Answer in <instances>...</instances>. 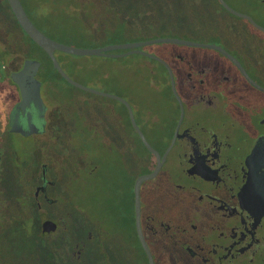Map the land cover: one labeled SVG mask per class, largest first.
Masks as SVG:
<instances>
[{
  "label": "flooded vegetation",
  "instance_id": "af4514ba",
  "mask_svg": "<svg viewBox=\"0 0 264 264\" xmlns=\"http://www.w3.org/2000/svg\"><path fill=\"white\" fill-rule=\"evenodd\" d=\"M224 1L264 27L255 14L259 7L254 0ZM221 12L240 31L218 46L238 60L256 85L216 49L194 47L209 50L190 53L139 48L147 53L141 54L146 57L141 67L148 91L143 103L130 106L139 130L161 161L156 175L142 181L139 189V227L153 264H264V32L223 6ZM242 29L250 31L242 33ZM25 60L16 69L11 60L0 61V264H112L103 241L79 240L71 247L68 240H55L69 237L67 227L60 230L53 217L62 188L58 177H49L53 165L39 163L34 153L64 148L61 139L68 134L69 123L65 115L55 114L59 106L48 95L46 81L37 77L39 69L35 77L41 103L21 104L20 87L12 74ZM121 104L135 141L130 138L125 146L130 167L127 191L122 184L115 191V195L125 192L126 206L120 197L114 202L127 215L126 264H150L137 231L134 183L138 176L151 173L158 159L143 144ZM57 123L61 125L56 127ZM36 137L41 139L30 147L31 162L17 160L14 140ZM34 162L36 169L24 167ZM63 191L69 194V182ZM31 213L41 217L39 229L46 243L22 254L8 246L6 235L17 215ZM62 216L66 226L69 214ZM48 221L57 228L46 233ZM117 229L116 225L114 264H119Z\"/></svg>",
  "mask_w": 264,
  "mask_h": 264
},
{
  "label": "rangeland",
  "instance_id": "374dc122",
  "mask_svg": "<svg viewBox=\"0 0 264 264\" xmlns=\"http://www.w3.org/2000/svg\"><path fill=\"white\" fill-rule=\"evenodd\" d=\"M106 1L112 3L113 0ZM254 1L257 2V6L259 7L255 14L257 15V18L264 23V2L262 3L259 0ZM55 3L56 2L54 1L51 6H55ZM91 19L96 21L101 27L99 19ZM101 22L103 25L101 29L106 30L105 32L109 34V32L113 30L114 25L108 24V19H103ZM148 23L150 22L140 24V28L136 31L130 30V32L123 34L121 32L115 33L114 42L103 38L101 35L98 36L100 39L90 41L80 38L71 40L69 45L92 48L113 43H128L167 36L178 37L200 43L221 45L231 39L237 31H240L234 29L238 28V24H232L231 19L223 12L213 15L206 21H202L198 18L192 27L186 30L176 31L174 36L170 35L173 34L171 31L162 29L156 24ZM58 24L61 26L63 25V23L59 22ZM100 27L98 26V28ZM249 31V29L241 30L242 33H248ZM153 47L160 49L175 48L190 53H201L209 50L206 48L198 49L190 46H179L169 43L147 45L146 49L152 51L151 49H153ZM55 56L65 73L78 83L98 91L120 95V97L125 98L131 106H134V103L138 101L143 103L144 96L148 91L145 85V82L147 81L145 69L141 67L146 58L143 55L135 53L119 58H111L96 55L76 56L57 51L55 52ZM19 64L20 62L16 64L13 63L11 65L12 69H16ZM42 72H44L43 77L47 80L44 82V87L46 88V91L48 90V95L55 98L54 104H57L60 107L56 110V115L61 117L62 114L58 113L68 110L66 113L71 124L76 127L79 126L78 129H75L74 131V134L77 136L67 138L65 145L62 144L66 150L64 154L68 160L65 170L68 169L67 172L70 173L74 171L81 172V170H83L85 172L84 175H86L87 173L93 172V169L100 170L102 167H107L108 169L114 165L115 172L123 171L121 160L124 158V155L126 156L124 159L127 160V154L129 152L126 150L127 148L125 146L129 140H131L130 138H134L129 134L126 112L122 104L114 99L86 93L74 88L58 77L51 68H39L37 73L39 79L42 77ZM48 81L49 83H47ZM109 133H114V142H109ZM40 139L41 138L38 137L27 140L15 139L16 159H23L26 162H31L32 151L30 147L31 145L38 143ZM59 149L60 146L56 147V149L51 152H46L40 149L34 153V156L39 163L44 161L49 165H53V169L50 168L49 170L50 178H63L68 182L67 176H69V174L64 172V169L59 162V156L55 153L59 152ZM119 150L123 152L122 155ZM74 157L81 164H74L72 169H69ZM30 165L31 167H29ZM59 166H61V168H59ZM24 167L36 169L35 162L33 164H24ZM122 180H124L125 186V189L123 190L126 192L127 189L125 183H127V179L122 178ZM117 183L118 185L122 184L120 182ZM116 191L119 192L117 187ZM118 192V195H115L114 197H120L123 205L126 206L125 192H120V194ZM98 204H100V200H98ZM100 206H103V202H101ZM116 210L119 212L118 208H116ZM120 215L127 216L125 212H121ZM96 217L100 216L96 214ZM40 218L41 217L37 215V213L17 215L14 225L7 231L6 239L8 241V246L19 253L31 254L35 249H39L44 243H46V238L40 234ZM112 219L114 220V213ZM113 227L112 220L109 219L108 222H103L101 228L103 231L102 238L104 243L112 245L111 240L114 239ZM121 228H123L122 230L127 236L129 231L128 222L126 224L122 223ZM111 249L113 252L110 256L113 258L112 264H114V244ZM115 254L118 257L119 264H126L128 255L126 239L118 242Z\"/></svg>",
  "mask_w": 264,
  "mask_h": 264
},
{
  "label": "trees",
  "instance_id": "16d2710c",
  "mask_svg": "<svg viewBox=\"0 0 264 264\" xmlns=\"http://www.w3.org/2000/svg\"><path fill=\"white\" fill-rule=\"evenodd\" d=\"M20 1L29 18L38 29L48 37L68 45L71 40L80 38L90 41L100 39L98 36L101 35L103 38L114 42L115 33L121 32L123 34L130 32V30L136 31L140 28V24H146L147 22H150L148 24H156L162 29L171 31L173 34L170 35L174 36L176 31L192 27L198 18L206 21L222 11V6L218 0H113L112 3H108L106 0ZM54 1L56 5L51 6ZM91 18L99 19L101 27L103 26L101 21L108 19V24L114 25V28L108 34L105 32L106 30H102L100 25ZM58 22L63 23V25H59ZM28 58L39 60L41 62L40 69L51 68L58 77L63 79L52 65L51 59L45 51L22 30L7 0H0V61L3 62L5 59H9L12 61V64H16ZM43 76L44 72H42V78L44 81H47ZM63 80L66 81L65 79ZM73 87L78 89L75 86ZM58 108L60 107L55 108V114H57L56 110ZM66 111L58 113L62 114V116L65 115V121L67 124L69 123V132L64 136L65 139L61 140L63 144H65L67 138L77 136L74 134V131L79 127L71 124ZM59 123H57L56 127L61 125ZM112 141H115L114 133H109V142L111 143ZM129 143H131V140L127 144ZM65 152V148L60 146L59 152L55 153L59 156V162L64 172L69 174L67 176L69 194H62L66 179L59 178L57 185L62 189L60 190V194L56 196V201L53 205V217L54 219H58L61 226L60 230H64L67 227L65 232H69V237L63 235L62 237H56L55 240H68L71 247L79 240L103 241L101 226H103V222L106 223L109 219L113 222L114 232L115 226H118L117 233L120 242L125 239L127 240L126 233L121 228L122 223H127V217L120 215L121 211L119 208V212L116 210L114 202L117 182L122 183L125 188L122 178H126V188L129 185L128 174L130 167L126 162L127 160L124 159L125 155L121 160V167L123 168L121 172H115L113 165L108 168L109 170L107 167H102L100 170L93 169V172L84 175L85 172L83 170L71 173L67 172L68 169L65 170V166L68 163L64 154ZM74 164L81 163L74 157L69 169H72ZM98 200H100V204L103 202V206L98 204ZM67 213L69 214V222L65 226L62 215L65 214L67 216ZM113 213L114 220L112 219ZM96 214L101 219L100 217H96ZM61 232L63 233V231ZM89 232L91 233L90 239L88 237ZM111 243L112 245L114 244V239L111 240ZM112 245L103 243V249L106 251L110 249L109 254L111 255L113 252L111 249ZM101 254L103 255V252L98 253V255Z\"/></svg>",
  "mask_w": 264,
  "mask_h": 264
},
{
  "label": "water",
  "instance_id": "95a60500",
  "mask_svg": "<svg viewBox=\"0 0 264 264\" xmlns=\"http://www.w3.org/2000/svg\"><path fill=\"white\" fill-rule=\"evenodd\" d=\"M220 4L229 12L248 19L256 28L260 29L264 32V27L257 24L252 17L242 14L231 8L224 0H218ZM18 24L22 28V30L27 34V36L35 42L41 49L45 51V53L48 55V57L51 59L52 65L54 68L59 72V74L65 79L69 84L77 87L78 89H81L83 91L99 95L102 97H108L111 99H115L117 101H120L123 103L128 111L129 118L133 124V126L136 128L143 144L151 151L154 152L157 155L158 163L154 170L151 173L140 175L136 178L134 183V194H135V203H136V220H137V231L139 239L146 250L147 255L150 258V264H153L150 252L146 246L145 240L142 236L140 227H139V189L140 184L142 181L150 179L156 175L158 172L161 161L159 154L153 150V148L150 146V144L147 142L146 138L142 134V132L139 130L135 120L132 108L130 104L122 97L110 94L102 91H98L96 89H92L89 87H86L77 81L70 78L63 68L61 67L60 63L58 62L55 51H60L63 53L76 55V56H84V55H96V56H105V57H111V58H119L130 54L140 53L147 55L146 52L141 51L139 48L144 47L146 45L155 44V43H169V44H175V45H183V46H190V47H206V48H212L216 49L219 52L223 53L224 55L228 56L242 71V73L246 76V78L251 81L254 85H256L246 74L245 70L242 68L241 64L238 62L236 58H234L232 55H230L225 49H223L221 46H218L216 44H207V43H200L195 42L187 39H182L178 37H156L152 39H147L143 41H135V42H128V43H117V44H107L101 47H76L72 45H68L65 43L58 42L47 35H45L40 29H38L35 24L31 21L28 14L26 13L22 3L20 0H7ZM117 50H126L122 53H114L113 51ZM40 61L37 59H26L23 63L22 68L12 74L13 81L20 87L21 91V104L23 105L25 102H28L29 100L38 101L41 103V97H40V82L36 79L35 75L37 73V70L40 66ZM173 84V80H172ZM57 228V224L53 221H48L45 224L44 232L48 233L51 230H55Z\"/></svg>",
  "mask_w": 264,
  "mask_h": 264
}]
</instances>
